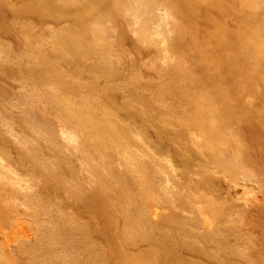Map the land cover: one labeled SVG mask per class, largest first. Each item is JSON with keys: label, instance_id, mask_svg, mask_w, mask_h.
<instances>
[{"label": "bare ground", "instance_id": "6f19581e", "mask_svg": "<svg viewBox=\"0 0 264 264\" xmlns=\"http://www.w3.org/2000/svg\"><path fill=\"white\" fill-rule=\"evenodd\" d=\"M0 77V235L34 221L24 264H264V0H0Z\"/></svg>", "mask_w": 264, "mask_h": 264}, {"label": "rangeland", "instance_id": "374dc122", "mask_svg": "<svg viewBox=\"0 0 264 264\" xmlns=\"http://www.w3.org/2000/svg\"><path fill=\"white\" fill-rule=\"evenodd\" d=\"M126 34H127L128 40L132 41L133 40V34H131L129 31L126 32ZM7 36L5 35V38H7L6 40L10 41L11 44L13 45V47H15V49H20V48L23 47V41L20 40L19 34H16V32H14L12 30H8L7 31ZM125 49H126V47H125ZM154 50L155 49H153V50L152 49H146L145 50V49H142V48L141 49L140 48H136L134 53L135 54H139L140 53L139 56L136 55V59L138 58V60L140 59L141 62L143 61L142 64L144 62L147 63L149 60H154L157 63V65H159V64H161L160 63L161 60L158 59V58H160L161 56L156 52V50L155 51ZM92 58H93L94 62L97 60L96 57H92ZM133 59H135V56H133L131 60L133 61ZM91 62H92V59L89 61L88 64H90ZM124 62L127 65V68H129V67L132 68V66H133L132 62H130L128 59L124 60ZM144 71H145L144 74H145L146 77H151V78L153 77L154 72L151 71V69H144ZM81 77L84 78V83H89V82L92 81V75L89 74L88 72H84V74H82ZM2 80L3 79L0 77V83H1L0 87L6 91V94H7L6 96L9 99H14L15 97L20 95L19 89H18V85H17L16 82H10V81L9 82H6V81L4 82ZM95 83H96L97 87L99 86L98 87L99 89L103 88L104 85H105V82L102 79H99V80L95 81ZM111 95H112V97H111ZM104 102H105L106 106L109 107V108H119L122 105H124L125 96H124L123 92H121V91H112V93H110V98L109 99H105L104 98ZM12 115H13V113H12ZM119 116H120V118H122V120L124 121L125 124H128L132 128H135V129H137L139 131V128L141 126V118L139 116H137V115L129 116V115H126V114H124L122 112H120ZM235 192L238 195H240L241 194V189L237 188ZM19 221H20L19 219H12L11 222L8 224L7 231L11 230V229L14 230L15 227L17 228ZM33 222L34 221H28V223L26 222L27 225H25V228L28 229V233H27L28 235H26L27 237H25V238L23 237V238L17 239V238L14 237L13 239H11V238L8 239V242H5L4 239H3V236L0 235V246H1V248L6 246V248H3L4 252L6 250L8 252H10L11 257L13 258V256H14L13 259H14L16 264H24V261H25V258L22 256V254H21V252L19 250L20 249L19 246L22 244V241H24V242L27 241L29 243H31V242L33 243L34 242L35 234L33 232V229H34V225H32ZM12 225H14V226H12ZM4 235H5V233H4ZM9 240H11V241L9 242ZM12 240H15L16 242L12 241ZM7 243H9V244H7ZM17 255H19V256H17Z\"/></svg>", "mask_w": 264, "mask_h": 264}]
</instances>
